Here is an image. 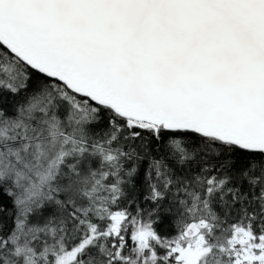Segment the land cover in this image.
<instances>
[{"label": "snow or ice", "instance_id": "1", "mask_svg": "<svg viewBox=\"0 0 264 264\" xmlns=\"http://www.w3.org/2000/svg\"><path fill=\"white\" fill-rule=\"evenodd\" d=\"M0 264H264V0H0Z\"/></svg>", "mask_w": 264, "mask_h": 264}]
</instances>
